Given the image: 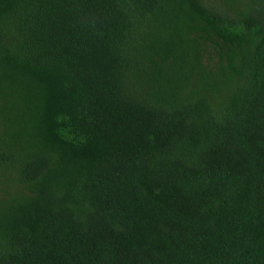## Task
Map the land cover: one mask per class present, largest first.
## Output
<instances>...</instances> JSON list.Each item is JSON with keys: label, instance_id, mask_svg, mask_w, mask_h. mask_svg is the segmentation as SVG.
<instances>
[{"label": "trees", "instance_id": "16d2710c", "mask_svg": "<svg viewBox=\"0 0 264 264\" xmlns=\"http://www.w3.org/2000/svg\"><path fill=\"white\" fill-rule=\"evenodd\" d=\"M0 264H264V0H0Z\"/></svg>", "mask_w": 264, "mask_h": 264}]
</instances>
